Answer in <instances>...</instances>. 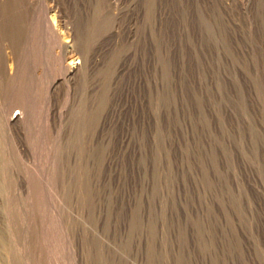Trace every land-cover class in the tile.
Here are the masks:
<instances>
[{
	"label": "rangeland",
	"instance_id": "rangeland-1",
	"mask_svg": "<svg viewBox=\"0 0 264 264\" xmlns=\"http://www.w3.org/2000/svg\"><path fill=\"white\" fill-rule=\"evenodd\" d=\"M32 1L28 3L34 6L25 1L29 7V16L49 11V1L41 0L42 4L40 0ZM61 1L65 5L61 7L63 15L68 11L70 21L73 20L70 24L71 32L82 37L84 42L88 40L85 43L91 44L98 63L86 90L82 84H78L74 93H70L71 97L74 96L71 98L73 101L68 92H63L65 89L59 92L57 98L60 99L57 107L62 106L60 110L64 111L58 109L64 124L61 123V130L65 131L61 132L59 138L60 143L63 142L62 158L65 160L70 156L60 166L69 168L71 164L75 169L73 171L70 167L71 173L68 171L62 174L68 168H60V181L64 182L58 180V187L66 182L70 188L74 185L73 191L79 184L75 175L80 165L77 160L79 156L77 158L76 155L80 153L83 137L78 123L80 117L86 114L93 117L95 125L92 127V140H95L96 145L93 140L90 147L91 158L93 154L96 157L94 163L91 162V173H99L97 178L100 179L97 180L96 174L92 173L91 184L89 182L92 195L62 194L64 200L61 199L62 195L54 196L63 202L59 198L53 199V196L38 198L39 201L21 197L25 201L21 204L23 200L20 202L19 196L12 197V204L16 202L17 205L14 204L18 207L12 205V214L15 213L12 222L19 224L14 223L18 226L16 228H24H20L22 233L17 237L20 229L16 230L12 226L18 233L12 230V234L16 235L13 237L11 234L12 239L8 235L9 240L28 246L18 247L19 244H15L16 253L13 252L15 248L12 243V254L21 255L17 257L14 254L18 258L14 256L15 260L21 258L19 262L23 260L26 263L21 264H27L29 247L31 249L34 245L32 249L35 248L36 252L31 249L32 253L35 252L32 255L40 259H36L35 264H71V251L67 248L69 239L65 240L67 233L65 235L60 230V218L63 224L66 221V229L68 225L72 227L69 226L68 233L72 230L73 236H69L72 237L71 242L75 240L76 248L72 244L75 257L79 255L75 258L78 264H264V0H227L229 3L225 0ZM25 7L23 5L18 9L25 12ZM59 14L54 16L58 23L62 21V14ZM89 88L92 92L87 90ZM79 93L81 102L80 96H77ZM84 96L87 99L83 100ZM38 97L43 107V99ZM72 102L86 104L87 113L83 109L85 106L76 103L74 107ZM103 105H107L105 112L102 111L105 108ZM39 107L37 112L40 113L37 115L41 118L43 112L42 107ZM98 109L101 111L98 112ZM76 118L79 120L76 121ZM104 120H107L105 126ZM66 121L69 125L65 124ZM72 121L74 126H70ZM73 127L75 131L80 129L78 132L81 135L77 132L81 137L80 142H77L79 137H75L77 133ZM68 132H73V142L68 140L71 136ZM31 135L29 137L33 143L30 138L27 142L34 144V147L29 146L40 153V143L35 141L34 134ZM71 147L73 153L70 152ZM94 147L97 149L94 150ZM39 155L43 158L36 162L39 161L37 165L42 169L45 156L43 152ZM17 160L13 162L16 165V177L12 181L20 183L29 161L27 164L26 161L17 164ZM98 166H101L102 171ZM15 182L12 184L17 185ZM69 195L70 200L73 197L71 201ZM77 197L83 198H80L83 202L87 198V203L79 201ZM97 199H101V205ZM40 200L48 205L45 202L41 204ZM91 203V206L87 205ZM41 205L47 206L46 210ZM95 205H98L96 209ZM93 207L96 212L92 211ZM18 209L23 216L22 221ZM50 214H54L55 218H51ZM78 214H82V218ZM134 214L137 217L134 218ZM89 216L95 217L89 220ZM6 220L7 215L3 212L0 224H5L0 225V230L8 228ZM67 220L73 224H68ZM91 222L98 223L92 226L94 230L92 224H89ZM87 224L90 225L89 229ZM100 224H106L108 228L104 229L105 226L102 228ZM132 226L135 227L133 230ZM28 227L34 232L29 231L27 235L25 232ZM57 229L61 231V236L57 233L59 238L55 234ZM16 237L20 238L17 242ZM78 238H83L85 243ZM59 239L61 244L57 242ZM30 240L33 244L28 242V245L26 241ZM148 242L152 243L153 248H149ZM58 245L60 249L63 247V252L66 251L62 253ZM19 251L21 254H18ZM51 254H56L58 258Z\"/></svg>",
	"mask_w": 264,
	"mask_h": 264
},
{
	"label": "bare ground",
	"instance_id": "bare-ground-1",
	"mask_svg": "<svg viewBox=\"0 0 264 264\" xmlns=\"http://www.w3.org/2000/svg\"><path fill=\"white\" fill-rule=\"evenodd\" d=\"M25 1H27V3H28L29 0H0V199L3 202L2 205L0 204V216L4 212V214L6 213L7 220H8V223H7V220H6V223H7L6 225H8L7 226L8 228H4V230H2V229L0 230V264H18V263L21 264V262L26 263L23 260L21 262H19L21 260V258H19L20 259L19 261L17 260L18 261V263H17L15 258L18 259L17 257L19 255L17 256L15 253L12 254V250L15 248V244L18 243L19 244L18 247L24 245V244L20 245V243L17 242L18 239H20V238L17 239V237H20V234L22 233L21 229H22V227L24 228V226L19 227V229L21 228L19 230L18 228H16V227H18V226H16V224H18V223L14 220L15 221L14 223H16L14 225V223L12 222V219H14V218H12L14 216L13 214H15V213L12 214V211H13L12 205L13 206L17 205L16 202H13V204H12L13 198L14 197L18 198V196H19L20 197V202H21L22 198H24V199L25 198H30V199H32V198L34 199L35 198L34 200H36V201L38 200L39 201L38 198H42V197H46V196L48 198V197L60 196L62 194H68V193H71V194L72 193L73 194L76 193V194H78L77 196H87L90 193V184H91L90 179H91V177H92L91 175L93 173V171L91 173V169H93V164L91 162L94 163V158L96 157V155L93 154L94 157L91 158V156H92L91 155L92 148L90 147L92 145L91 141L94 140V139L92 140V135H93L92 134L93 133L92 127L95 126V125H93L94 119H93V117H91V115L89 116V115L86 114L85 116L83 115L82 118L80 117V121L78 123L79 126H78V124L76 125V128H77V126L80 127V125H81L82 135H81V132H78V130L80 131V129H78V130L76 129L77 131H75V128L73 127L74 131L76 133L77 132L80 133L81 137H83V139H81L83 141L82 145H81V143H78L79 145H81V147L79 148L80 153H78L79 155L75 154L77 156V158L79 156V159H77L79 162L78 161L77 162L80 165L77 166V171L75 172V175L77 174L76 175V177H77L76 179H78L79 184L76 185L77 187H75L73 189V191H72V188L74 186L73 183L71 184V185H73V186H71L72 188L67 186L66 182H65L66 184L65 183H61V185H63V186L60 185L61 187L60 186L58 187L60 182H64V181H60L62 179V174H64V173L66 174L69 171V168L71 167V164L69 163L70 164L69 165L67 163L70 166L69 168H68V166H66V164H65L66 167H63V166L61 167L60 166V163L62 164L63 161L65 162V160H67V159L69 160L70 156L68 155L69 157H67L66 159L64 158L65 160H63V158H62L61 144L63 142L60 143L61 141H59L60 140L59 138H60L61 132H65V131H62L63 128H61L63 123L61 122L62 121V118H61L62 114H61L60 111H62V110H60V109L62 108V106H61V108L57 107L58 106L57 101L59 102V100H60V99L58 100L57 98H58L59 92L61 90L63 91V89L66 90V91L64 90L63 92H66V93L68 92L69 96H70L71 95L70 93L72 91L74 93V88L76 86H78V84H82L85 87L84 90H86L87 86L90 85V82L88 84V81H89V79L91 77L92 71L95 69L94 67L96 65V62L98 63V61L96 59V57H97L96 56V52L93 51L94 49H92L90 47L91 44L88 45V44L85 43V42L88 43V40L86 39V41L84 42V41L81 40L82 37L79 38L78 37L79 35L77 36V35H75V34H73L71 32L72 29L70 28V24H71V22L73 20L70 21V16L67 15V13H69L67 11V9L65 10V11H67V13L64 12L65 15H63L61 7H62V4L64 5V3H62L61 0H47V1L50 2L49 6L47 5L48 8H49V11L42 12L41 14L38 13L39 14V15L37 14L38 16H29L28 15V11H29L28 10L29 9L28 4L29 3L27 4ZM30 1H32V0H30ZM47 1H46V3H47ZM226 1L227 0H225V2ZM24 2L27 4L28 8L25 7L26 4H24ZM32 2L34 4V1H32ZM39 2H40V4H42L41 0ZM39 2H38V4H39ZM33 4L32 5L29 4V5L30 6H34ZM40 4H39V6H40ZM23 5L25 7V10L27 9L25 12L21 11L20 9H18V8H21ZM43 7H46V6L43 5ZM30 10H33V8L30 9ZM59 12H60V14H62V21L60 23H58V21L56 22L57 18L56 19L54 18L56 13H59ZM49 13L51 14V16L49 15ZM56 16H58V15H56ZM71 17H73V16H71ZM130 17H129V19H131ZM131 21H132V19H131ZM72 25H74V24H72ZM72 28H73V26H72ZM74 29H75V27H74ZM49 63H51L50 64L51 66L46 65V64H49ZM45 65L48 66V68L45 67ZM49 67H51V68H49ZM96 68H97V66H96ZM93 72L95 73L96 71H93ZM94 73H93V75H94ZM90 80H92V79H90ZM92 85L95 87V85L93 83H92ZM83 86H81V89L83 88ZM90 87H91V89H94V88H92V86H90ZM84 90H82V93H83ZM87 90L91 91L90 88L87 89ZM77 91L78 90H76V94L78 93ZM91 92H90V94H91ZM95 95H94V97H97ZM38 96H40V98L43 99L42 100L43 101V104H42L43 107L40 104L41 99L39 101V99H38L39 97ZM69 96H67L68 99H69ZM77 96L78 97L80 96L79 98L81 99L80 100V102H81L82 98H81L80 93ZM77 96H76V98H77ZM87 96L86 97L84 96L83 100L85 98L87 99ZM103 96L104 95H102V97ZM72 97H74V96H72ZM72 97L70 96V99ZM102 97H100L101 100H102ZM79 98H78V100L76 99L77 102L79 101ZM92 98H89V99H92ZM103 98H105V97H103ZM70 99H69V101H70ZM71 100L73 101V99H71ZM37 101H39L38 104H37ZM102 101H104V100H102ZM77 102H75V104ZM90 102H91V100H90ZM98 103H101V102H98ZM75 104L73 103V106ZM77 104H80V103H77ZM89 104H91V106H92V102L89 103ZM38 105L40 107H42L41 111L43 112V116L41 118L37 115V114L40 113V112L39 113L37 112V111H39L37 109ZM81 105H83V107H84L86 104H80V106ZM87 105H88V103H87ZM73 106H72V109H73ZM76 106L78 107V105H76ZM93 106L95 107L96 104L93 105ZM103 106H105V105H103ZM106 108H107V105L105 106V108L103 107L102 111L105 112ZM83 109L85 110L86 106ZM83 109H81V110H83ZM79 110H80V108H79ZM71 111H70V113L72 114ZM86 111H87V109L84 112L87 113ZM99 111H101V110L98 109V112ZM62 112H64V111H62ZM84 112L82 111L81 114L84 113ZM76 113L77 112H75V114ZM78 113H79V111H78ZM81 114H78V115H81ZM37 116L41 119L40 122L38 121L39 118L37 119ZM106 116H108V115H106ZM65 117H64V119H68V118H65ZM100 118H101V116H100ZM69 119H71V118H69ZM76 119H77L76 121L79 120L78 118H76ZM95 120H96V118H95ZM63 121H65V120H63ZM98 121H99V117H98ZM117 121H118V119H117ZM111 122H113V121H111ZM65 124H68L67 121H66ZM103 124L105 126L107 124V120H104ZM115 124H116V121H115ZM115 124H113V125H115ZM71 125L74 126V122H73V124L70 123V126ZM65 127L69 128L67 126H65ZM110 128L108 130H110ZM103 131H101V132L104 133ZM78 133H77V135H75V137L78 136ZM31 134H34L35 141H37V143L38 142L40 143L39 144L40 145V150L38 148L39 152L40 153L43 152V156H45V158L43 159L44 160L43 161L44 162L43 165H45V166L40 165V167L43 166L42 169L38 167L37 163L39 161L36 162V160H40L41 161V159L43 157H38V156H40L39 155L40 153H38L37 149L33 148L34 144H30L33 141L31 139V137H29V135L33 136ZM67 134L70 135L71 132H68ZM73 135L74 134L72 132V134L68 138V140L71 139V141H72V138H73L72 136ZM81 137H79L78 140L75 139V141L77 140V142H78ZM29 138L31 140V142H29V144L32 145L33 147L29 146V144L27 142V141H29V140H27ZM101 139L102 138H100V140ZM66 140H67V137H66ZM68 140H67V142H68ZM73 141H74V138H73ZM101 141L103 142V140H101ZM101 141H99V142H101ZM94 142H95V140H94ZM104 142L106 144V141H104ZM70 143L71 142L69 141V144ZM74 144H76V142H74ZM94 144L96 145V142ZM97 144H99V143H97ZM119 145H122V144L119 143ZM75 146H78V145H75ZM98 146H96V147H98ZM101 146H102V144H101ZM65 147H67V146H65ZM95 149H97V148L94 147V150ZM76 151H74V152H76ZM70 152L73 153V148H72V150ZM66 154H69V153H66ZM66 154H64V156H66ZM75 155H73V156H75ZM99 156H100V154H99ZM15 158L19 159V160H17V161H19V162H17V164H19L20 161L21 162L26 161V164H27V162L29 161V164H27L28 168L26 167L25 163H22V165L25 164L24 166L26 167V172L22 170L23 173L25 172V175H24V177L23 176L21 177L20 183L17 182L18 184L15 182L16 180L12 181V178L15 176L14 175V171H15V168H16V165L14 164L15 160H16ZM91 159H93V161H91ZM75 162L76 161L74 160L73 164H75ZM74 166L76 167V165H74ZM91 166H92V168H91ZM96 167H97V164H96ZM98 167L100 168V170L102 169L101 166H98ZM19 168H21V167H19ZM60 168L61 169L62 168H65V169L68 168V170H66V172L64 170H62L64 172L63 173L61 172L62 173L61 177H60ZM73 168L71 167L70 169L73 170ZM21 169H23V168H21ZM97 170H96V172H97ZM100 170H98V171H100ZM69 172L71 173V171H69ZM17 173L18 172H16L15 174H17ZM94 173H95V171H94ZM72 174L74 175V173H72ZM97 174H99V173H97ZM97 174H96V178H97ZM21 175H23V174H21ZM71 175H70L69 178H71ZM17 176H20V175L18 174ZM93 176H95V175H93ZM96 178L94 179V182H95ZM76 179L74 178V180H76ZM98 179H100V178H97V180ZM58 180L60 181L59 183H58ZM65 180H67V178ZM13 182H15L17 185H13L12 184ZM67 182L69 183L68 185H70L69 180ZM89 182H90V184H89ZM91 186H93V184ZM99 186H100V184H99ZM97 187H98V185H97ZM92 189H95V192H97L96 188L92 187ZM71 198L73 199V197H71ZM77 198L80 199L81 197H77ZM88 198H89V196H88ZM24 199H22L23 202L21 204H24V202H25ZM53 199H56V198L54 197ZM61 199L64 200L63 195H62ZM75 199L76 198H74V200ZM81 199H83V198H81ZM81 199L79 201H81ZM85 199L87 200V198H85ZM93 199L90 198V200H93ZM122 199H123V197H122ZM42 200H40V203L42 202ZM69 200H70V195H69ZM86 200L84 202H86ZM90 200H88V201H90ZM93 201H95V199ZM97 201H98V199H97ZM100 201H101V199H99L98 203ZM44 202L45 201H43L42 203H44ZM74 202H77V201H74ZM81 202H83V201H81ZM81 202H79V203L81 204ZM108 202H107V204L109 205L110 202L109 203ZM25 204H27V203H25ZM46 204H44V205H46ZM44 205H43V207L41 205V207L44 208V209L47 208V206L45 207ZM64 205H66V204H64ZM87 205L91 206L92 203L91 204H87ZM99 205H101V204L99 203ZM68 206H70V205H68ZM71 206H72V204H71ZM71 206H70V208H71ZM79 206L80 205H78V207ZM97 206L96 205L94 206L95 209L97 208ZM74 207H75V204H74ZM94 207L91 208V209H93L92 211H95ZM16 208H18V207L16 206ZM65 208L67 209V207H65ZM20 209H18V213L19 214H20V212H19ZM44 209H42V210L45 212L46 209L45 210ZM75 209H77V205H76V208H74L73 210L75 211ZM106 209L109 210V208H106ZM78 210H79V208H78ZM82 210H83V208H81V211ZM123 210H122V212H123ZM15 211L17 212V209ZM21 212H22V210H21ZM80 213H82V212H80ZM87 213L89 215V212H87ZM108 213H110V212H108ZM19 214H17V215H19ZM101 214L103 215V213H101ZM105 214H107V212H105ZM50 215H52V214H50ZM94 215H95V213H94ZM21 216L22 215L20 214V217ZM61 216H63V215H61ZM78 216L79 217L81 216V218H82L83 215L82 214L81 215L78 214ZM135 216L136 215L134 214V218H135ZM2 217H3V215H2ZM22 217L20 218V220L22 219ZM53 217L55 218L54 214L52 215L51 218H53ZM93 217H95V216H93ZM107 217H108V215H107ZM119 217H120V215H119ZM16 218H17V216H16ZM64 218L62 217V219H64ZM92 218L91 219L87 218V219L93 220ZM104 218H106V217L104 216ZM109 218H111V215H110ZM58 219L57 220H58L59 225H60V230L63 231L64 234H65V232L67 233V235L65 234L67 236V239L65 238L64 234L62 235V237L64 236L63 239L64 238H65V240L69 239V241H68L69 243H67L69 245V247H67V248H69V250L71 251V253H70V255H71L70 258L71 259L69 258V260L71 261V264H78L77 262H75L76 261L75 258H78L79 255L75 257V255H74L75 254V252H74L75 249H74L73 244H72V242L75 241V240H72V242H71L70 238H72V237L69 236V235L73 236V234L71 233L72 230L69 229V230H71V232H69L71 234L68 233V228H69V226L71 227V225H68V228L66 229V226H65L66 225L65 224L66 221L64 222V224H65L64 225L62 223V220H60V218H58ZM68 219H71V218H68ZM102 219H103V217H102ZM132 219H133V217H132ZM52 220H54V219H52ZM107 220L110 222L109 219H106L105 221H107ZM49 221H48V225L51 222V221L50 222ZM67 221H68V224H73V223L70 222L71 220H67ZM103 221L104 220H102V223H103ZM58 222L56 221V224ZM73 222H75V221H73ZM94 222L95 221H93V223ZM131 222H132V220H131ZM135 222H137V220ZM2 223L0 225L4 226L5 223L4 224H2ZM12 223H13V225H12ZM83 223H86V222L84 221ZM93 223L92 222L89 223V224H92L91 225L92 229H93L94 225L98 224L97 222H96V224H93ZM105 223L108 226V223L107 222H105ZM24 224L26 225V223H24ZM46 224H47V222H46ZM56 224H53V225L55 226ZM80 224H82V222H80ZM89 224H87V226ZM106 224H103V225L105 226ZM27 225H29V224H27ZM53 225H52V227H53ZM12 226H15L16 230H19L20 233H18V231L15 232L14 228L12 229ZM75 226H76V224H75ZM89 226H88V229H89ZM100 226H101V224H100ZM107 226H105L104 229L108 228ZM30 227L35 231V229L32 226H30ZM139 227H140V224H139ZM25 228H27V227L25 226ZM56 228H58V227H56ZM56 228L53 230L54 232H55ZM75 228L76 227H73V229H75ZM81 228H83V227H81ZM95 228H97V227H95ZM133 228H135V227L132 226L131 230H133ZM6 229H8V230H6ZM104 229H103V231H104ZM109 229H111V227ZM136 229H138V228L136 227ZM5 230L8 231L10 234H6L7 232ZM12 230H14L13 233H18L17 237H16V242L17 243H13V241L11 240L12 239V235H13V237H14V235H16V234H12ZM25 230H27V229H25ZM60 230H58V232L56 231L55 234L57 236H58V234H59V236H61L60 233H59ZM93 230H92V232H93ZM107 230H105V232ZM29 231L30 230H29V227H28V230L26 232L25 231L24 232L26 234L27 233L29 234ZM32 231H30V232H32ZM77 233H79V232H77ZM83 233H85V232H83ZM107 233H108V231H107ZM114 233H116V232H114ZM80 234H82V233H80ZM8 235H11V239L10 240H9L10 237ZM53 235H54V233H53ZM85 235L86 234H84V236ZM116 235H118V233ZM31 236H33V235H31ZM35 236H34V238H36ZM59 236H58V238H59ZM114 236H115V234H114ZM24 237H26V236H24ZM24 237H23V240L25 241L26 239ZM62 237H60V238H62ZM85 238H87V237H85ZM78 239L80 240L81 238H78ZM23 240H20V242L23 241ZM31 240L34 243L33 237H32ZM31 240L30 241H26V242L27 243L31 242ZM79 240H77V241H79ZM114 240H116V239L114 238ZM114 240L112 239L111 241L113 242ZM57 242L60 243L61 240L57 241ZM81 242H84V239ZM12 243L14 244L13 249H12V245H13ZM59 243H56V244H59ZM64 243H66V241ZM73 243L75 245V242H73ZM76 244H77V242H76ZM28 245H30V243H28ZM59 245H58V249H60ZM148 245H150L149 246V248H150L152 243H149ZM24 246H26V245H24ZM33 246H32V248H33ZM113 246H114V244H113ZM26 247H28V246H26ZM26 247H25L24 250H26ZM21 248H18V249H21ZM55 248H57V247H55ZM65 248H66V246L64 247V249ZM75 248H76V245H75ZM151 248H153V247H151ZM31 249L29 247V254L27 253L28 252L27 250H26V252L24 251L25 254L26 253L28 254V257L26 256V260H27V262L29 264L30 263L31 264H35V263H37L39 257L38 258H36V257L34 258L33 257L34 255H32V254H35L36 251H35V248H34L32 250H34L35 252L32 253ZM62 249H63V247H62ZM62 249H60V250L62 251ZM112 250H113V247H112ZM149 250H148V252H149ZM14 251H16V248H15V250H13V252ZM65 251H66V249L64 250V252ZM78 251H80V250H78ZM64 252L62 251V253H64ZM72 252H73V254H72ZM82 252H84V251H82ZM16 253H17V251H16ZM76 253H78V252H76ZM18 254H21V252L19 251ZM148 254H147V256H148ZM152 254H153V252H152ZM154 254H156L155 251H154ZM51 255L53 257H55V258H58V256H56V254H55V256H54V254H51ZM149 255H151V254H149ZM14 256H15V258H14ZM22 256H23V254H22ZM80 256H81V254H80ZM19 257H21V255ZM165 257L168 258L167 256H165ZM165 257H163V259L167 260V259H165ZM101 258H100V260H101ZM36 259H37V261H36ZM153 260H154V258H153ZM34 261H35V263H34ZM169 261H170V259H169ZM169 261H165V262H169ZM40 262L41 261H39V263ZM101 263H103V262H101Z\"/></svg>",
	"mask_w": 264,
	"mask_h": 264
}]
</instances>
